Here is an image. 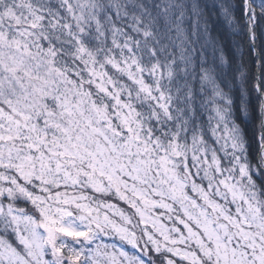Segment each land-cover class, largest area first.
<instances>
[{
    "label": "snow or ice",
    "instance_id": "obj_1",
    "mask_svg": "<svg viewBox=\"0 0 264 264\" xmlns=\"http://www.w3.org/2000/svg\"><path fill=\"white\" fill-rule=\"evenodd\" d=\"M0 264H264V0H0Z\"/></svg>",
    "mask_w": 264,
    "mask_h": 264
},
{
    "label": "trees",
    "instance_id": "obj_2",
    "mask_svg": "<svg viewBox=\"0 0 264 264\" xmlns=\"http://www.w3.org/2000/svg\"><path fill=\"white\" fill-rule=\"evenodd\" d=\"M235 2H236V0H233V3H235ZM216 26L219 28L221 33L226 36V39H227V42L229 45H232L233 41H235L236 44L240 45L241 51H237L235 46L232 47V51L236 57L237 62L242 61L248 68L251 69V71L253 73L258 74L259 69L257 68L256 64L254 63V57H250L248 55L246 41L238 35H233L232 32L228 29L227 25L222 22V18L217 21ZM252 101H253V103L257 104V106H258L259 101L256 100L255 94H253V96H252ZM248 127H249V129H251L252 124H249Z\"/></svg>",
    "mask_w": 264,
    "mask_h": 264
}]
</instances>
